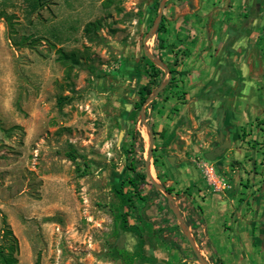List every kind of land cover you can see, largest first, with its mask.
I'll use <instances>...</instances> for the list:
<instances>
[{"label": "rangeland", "instance_id": "obj_1", "mask_svg": "<svg viewBox=\"0 0 264 264\" xmlns=\"http://www.w3.org/2000/svg\"><path fill=\"white\" fill-rule=\"evenodd\" d=\"M29 1L0 0V244L6 223L20 264H203L199 256L207 264H264L260 240L248 242L246 256L240 243L208 239L193 187L180 188L176 171L179 158L206 173L193 155L196 142L183 138L196 136L202 111L209 118L212 104L224 103L225 70L213 58L226 25L239 20L258 33L250 52L258 65L247 69L264 89V0H47L36 12ZM160 13L171 52L156 42ZM59 51L75 52L79 63L64 64ZM149 62L162 72L151 95L158 93L135 111L138 90L151 80ZM171 69L179 72L174 80ZM59 97L69 101L59 106ZM145 125L154 178L173 192L169 200L147 186L146 202L130 211L141 244L116 220L124 208L114 185L126 174L129 146L146 174ZM71 150L79 172L65 155Z\"/></svg>", "mask_w": 264, "mask_h": 264}, {"label": "crops", "instance_id": "obj_2", "mask_svg": "<svg viewBox=\"0 0 264 264\" xmlns=\"http://www.w3.org/2000/svg\"><path fill=\"white\" fill-rule=\"evenodd\" d=\"M249 32L238 20L236 25L225 26L224 37H216L213 59L225 70L224 103L212 104L209 118H205L206 109L202 111L203 119L212 123L207 128L200 126V115L196 136L183 138L186 145L196 142L193 155L200 159L205 175L195 166L191 170L187 159H176L180 188L193 187L189 198L201 207L199 219L206 226L208 239L240 243L242 249L247 248L246 256L251 249L249 241L264 242V124L259 123L260 116L264 117V89L259 77L247 69V65H258L250 58L258 33ZM204 133L211 136L204 137Z\"/></svg>", "mask_w": 264, "mask_h": 264}, {"label": "trees", "instance_id": "obj_3", "mask_svg": "<svg viewBox=\"0 0 264 264\" xmlns=\"http://www.w3.org/2000/svg\"><path fill=\"white\" fill-rule=\"evenodd\" d=\"M47 0H30L29 1V7L31 8V11H38L39 9H42L44 6H46ZM158 3L154 5V10H157ZM91 25L88 26L87 29H89ZM166 32V26L163 22H161L160 27L157 31V37L156 42L158 45V48L160 50L167 48V51H172V48L168 47V45L165 44V41L163 40V34ZM60 53V59L64 64H67L69 66L76 65L79 63L78 55L73 52L71 54H66L62 51H59ZM179 62L176 60V62L173 64L174 67H177ZM72 67V66H71ZM149 70L151 72V80L142 86L138 90V102L135 104V111H139L143 105V103L146 102V98H148L154 87L158 86V80L157 78L162 73L161 70L157 69L154 64L151 62L148 63ZM172 73V80H174L176 74L179 72L177 70L171 69ZM69 101L68 97H59L58 98V105L62 106L66 102ZM154 102H152L153 104ZM142 146V144L140 145ZM143 149V148H141ZM126 153V174L124 178L120 181V183L114 185V191L119 197L120 203L122 208H124V211L122 213L116 214V220L119 222L122 229L126 232H132L136 234L141 239V244L143 243V237L141 235V231L138 225L131 224L129 222V216L131 210H136L137 203L138 202H146V194L144 189L147 186H152V183L147 178L146 174L142 169H140L137 165V161L134 158V149L132 146H129L125 150ZM65 155L68 159H70L75 165H76V171H81V168L79 167V164L77 162L78 156L77 154L71 150L65 152ZM156 159L154 160V165L156 167ZM157 169V167H156ZM84 172H82V175ZM158 179H161L160 175L158 174ZM166 190L169 193L173 192L172 188L167 187ZM2 244H0V264H20L17 256L19 254V242L15 234L13 233L10 226L6 223H4L2 235H1ZM125 255H127L129 258H132V255H130L128 252H125ZM139 259H144L141 256H137Z\"/></svg>", "mask_w": 264, "mask_h": 264}, {"label": "water", "instance_id": "obj_4", "mask_svg": "<svg viewBox=\"0 0 264 264\" xmlns=\"http://www.w3.org/2000/svg\"><path fill=\"white\" fill-rule=\"evenodd\" d=\"M161 17H162V15H161V13H160L159 16H158V20H157L156 24H154V25H155L154 33H155V32L157 31V29H158V25H159V23H160V21H161ZM153 62L156 63L158 66L164 68L163 65H162L160 62H158L157 60H153ZM168 73H169V72H168ZM157 93H158V91L155 92L154 94H152L150 98H147L145 104L151 102V101L153 100V98L155 97V95H157ZM143 112H144V111L142 110V111H141V113H142V119L144 120ZM145 126H146V125H145ZM146 128H147L148 131H149V135H148V136H149V143H150L149 154H148L149 159L147 160V163H146V175H147V178H148V179L150 180V182L152 183V185L155 186L156 188H158L159 190H161L163 193H165V194L168 196L169 200H170V198H171V194L166 190V188H165L164 186H162V185L159 183V181H158L157 178H154V177H152V175H151V172H150V166L152 165V164H151V158H152V152H153V151H152V148H153V144H154L153 142H154V140H153V134H152V131L150 130L149 127L146 126ZM176 210H177V209H175L174 211L176 212V214H178V212H177ZM177 216H178V218H179L180 223L182 224V219H181V217L179 216V214H178ZM185 233H186L188 239L190 240L191 244H192L193 246H195V244H194L192 238L190 237V233H189L188 231H186ZM199 259H200V261H201L203 264H207V263H206V262H205L200 256H199Z\"/></svg>", "mask_w": 264, "mask_h": 264}, {"label": "bare ground", "instance_id": "obj_5", "mask_svg": "<svg viewBox=\"0 0 264 264\" xmlns=\"http://www.w3.org/2000/svg\"><path fill=\"white\" fill-rule=\"evenodd\" d=\"M152 169H153V166L151 165L150 166V172H151L152 177H155V173H154V171H152Z\"/></svg>", "mask_w": 264, "mask_h": 264}]
</instances>
